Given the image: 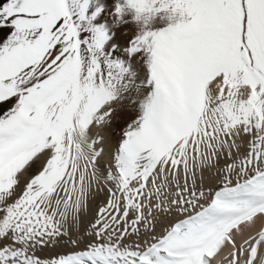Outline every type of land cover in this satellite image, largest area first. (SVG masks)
<instances>
[{"label": "snow or ice", "instance_id": "1", "mask_svg": "<svg viewBox=\"0 0 264 264\" xmlns=\"http://www.w3.org/2000/svg\"><path fill=\"white\" fill-rule=\"evenodd\" d=\"M126 2H0V264H264V0Z\"/></svg>", "mask_w": 264, "mask_h": 264}, {"label": "bare ground", "instance_id": "2", "mask_svg": "<svg viewBox=\"0 0 264 264\" xmlns=\"http://www.w3.org/2000/svg\"><path fill=\"white\" fill-rule=\"evenodd\" d=\"M2 2V0H0ZM117 8H121L120 12ZM88 21L93 24H97L103 27L109 33V42L105 44V53H111L113 57H119L121 60H126V53L124 52V43L127 39L137 34L138 23L135 21V12L127 5L126 0H90L89 7L87 9ZM161 27L166 26L162 23ZM2 31V30H0ZM88 35V32H81V39ZM118 40L119 43L116 47H111V41ZM120 134L119 123L114 124L112 130L108 133L111 136L113 142L115 138ZM105 147V145H101ZM107 165L105 164V167ZM82 202V198L79 196L74 203Z\"/></svg>", "mask_w": 264, "mask_h": 264}, {"label": "rangeland", "instance_id": "3", "mask_svg": "<svg viewBox=\"0 0 264 264\" xmlns=\"http://www.w3.org/2000/svg\"><path fill=\"white\" fill-rule=\"evenodd\" d=\"M73 197H74L73 200L69 201V204L74 203V201H76L78 199V197H79L78 191L73 192Z\"/></svg>", "mask_w": 264, "mask_h": 264}]
</instances>
